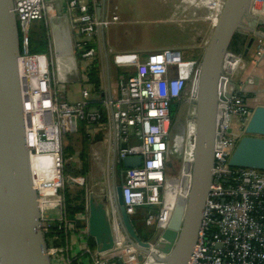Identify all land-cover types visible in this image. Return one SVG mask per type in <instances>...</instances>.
<instances>
[{
	"label": "built area",
	"instance_id": "2783aa9c",
	"mask_svg": "<svg viewBox=\"0 0 264 264\" xmlns=\"http://www.w3.org/2000/svg\"><path fill=\"white\" fill-rule=\"evenodd\" d=\"M64 13L68 22L71 54L76 61L94 59L102 48L103 31L118 22L116 7L111 14L96 13L97 5L114 0H63ZM12 10L20 34V54L17 58V73L21 95V109L25 126V142L29 155H51L56 165V177L42 178L47 188L82 186L78 153L63 152L62 135L76 134L81 122L103 125L108 143L112 146V172L127 156H140L141 165L127 168L121 182V195L126 213L130 216L136 208L161 205L158 215L149 214L162 230L171 218L163 208V187H166L168 155L173 151L174 136L171 131L173 117L170 107L174 102L182 104L186 91L189 102L198 82L200 60H183L179 50L161 49L141 56L137 52L113 54V63L130 70L126 77L118 80L112 94L105 95L101 105L105 107V122L99 123L102 113L98 108L87 109L90 87L80 88L76 101H59L51 54L29 51V33L32 21L46 22L51 5L46 0H12ZM224 1H221L218 14ZM254 15H264V0H252ZM110 12V9H109ZM53 49L51 48L50 51ZM264 52V32L258 38L254 54ZM77 54V58H76ZM54 55L60 56L55 53ZM53 55V56H54ZM78 59V60H77ZM238 60L232 73L223 70V87H218L219 106L216 116L218 140L213 151L212 178L205 198L197 237L186 264H264V170L249 167H232L229 158L239 134L230 129L232 118L237 124L247 123L250 110L242 103L239 95L226 96L228 77L240 67ZM77 79L81 72L78 70ZM186 114V130L195 128L194 105ZM222 107V108H221ZM221 108V109H220ZM184 127V128H185ZM125 144V147H122ZM188 155H185L186 163ZM31 166V164H30ZM32 183L34 174L31 168ZM164 187V188H165ZM59 190V189H58ZM37 194H41L37 190ZM41 198H38L39 207ZM61 207L58 214L59 226L67 232L73 229L72 221ZM113 238V248L100 252L87 242L83 253L90 264H133L139 262V251L128 241L118 218L114 193L109 194L105 205ZM41 212V211H40ZM155 215V216H154ZM88 206L80 216L82 230L87 233ZM148 242V241H147ZM149 243L151 252L161 253L159 244ZM53 253L55 248L50 249ZM51 253V252H49ZM147 262L149 254H143Z\"/></svg>",
	"mask_w": 264,
	"mask_h": 264
},
{
	"label": "water",
	"instance_id": "95a60500",
	"mask_svg": "<svg viewBox=\"0 0 264 264\" xmlns=\"http://www.w3.org/2000/svg\"><path fill=\"white\" fill-rule=\"evenodd\" d=\"M251 3L252 0H224L200 58L196 96L191 101L194 105L195 138L190 184L186 197L182 199L183 208L178 221L173 213L161 234L164 246L160 252L163 256L151 252L149 243L139 238L125 211L121 182L115 186L120 225L128 241L139 251V262L146 264L143 254H149L150 261L157 264H186L189 258L212 178L213 151L218 140L219 80L223 70L233 72L238 60L247 55L255 38L264 32V15L252 14ZM12 5V0H0V264H51L25 142L17 73L20 44ZM257 25L260 28L255 32ZM238 33L250 37L243 52L236 54L230 50V44ZM263 56L264 52L255 57L260 59ZM226 61L230 62L229 66ZM227 79L226 96L239 95L250 110L243 135L239 137L228 164L264 170V88L253 87L257 85V79L252 74L243 81L233 82L232 77ZM140 165V156L124 157L114 174L119 176L121 168ZM87 206L88 235L94 239L98 251L111 250L113 238L104 204L90 197Z\"/></svg>",
	"mask_w": 264,
	"mask_h": 264
},
{
	"label": "rangeland",
	"instance_id": "374dc122",
	"mask_svg": "<svg viewBox=\"0 0 264 264\" xmlns=\"http://www.w3.org/2000/svg\"><path fill=\"white\" fill-rule=\"evenodd\" d=\"M111 4V7L113 8V2ZM220 4L221 0H114V5L117 6L116 13L119 20L103 31L104 44L107 50L110 67H112L113 70L117 68L112 65V58L113 54L118 53L121 50H125L123 52H137L141 56H144L146 53L156 50L174 49L180 51V55L183 60H200L204 48L206 47V44L213 32ZM110 14L111 9L108 15ZM39 24L44 23L43 21H32L31 23V25L36 28L33 30L30 29L28 38L30 46L36 45L35 36L40 32V30L38 31L37 29ZM47 32L49 37L50 31L47 30ZM53 38L55 37L50 35V42L48 40V46L44 52L51 54L54 58L57 94L60 102L76 101L80 97V88L82 86L88 88L90 87L86 80V70L88 65L91 64L92 61H95L94 59H96L98 63L97 67L99 71L98 74L100 77V84L103 81L105 82L104 66L102 67V62L104 63L102 55L103 49L99 57L95 56V58L90 61L81 60L76 63L71 54L65 56H53L54 51H50L53 47ZM245 47H242V52ZM29 51L33 52V49L31 48ZM240 66H242V61L240 62ZM244 67L245 65L239 70L241 71ZM78 70L82 75H84L81 76L80 79H77L76 77L78 75ZM117 70L119 71V77L121 76V78L125 77L130 72V70L126 68H119ZM124 70L127 71L123 72ZM115 78H117V76ZM190 95H192V93ZM188 98L189 93L186 91L182 104L178 105L177 102H174L170 107L171 116L176 114L173 117L171 131L176 132L177 136H174V140H176V142L173 143V151H171L168 155L169 166L166 168V187H163L162 195L163 208L167 207L169 210H172V214H176V220L181 214V206L179 205V199H177V197H179L180 194L184 196L183 187L179 190V186L181 184V177L184 169L183 164H186L184 162V158L187 147L189 157L191 155V151L189 150L191 147L190 143L189 146H187L189 141L188 137L190 138L191 143L192 140L191 137L188 136V130H186V127L184 126L186 114L193 108V103H190ZM101 111L104 114L106 112L103 105L101 106ZM234 125H236L237 128L234 127ZM230 126L232 132L235 134L238 133L239 136L243 135L245 127L244 122H241V124L238 123L237 126L236 119L232 118ZM190 128L192 135V126H190ZM91 137L92 132H89L87 148L91 144ZM97 137L98 136H96V138ZM82 138L83 135L80 132H77L76 134L68 133L62 135V148L64 145H70L76 149L74 153H79L82 148ZM97 139H99V137ZM97 145L99 151V159L97 160L98 164L94 166V163L90 162L88 151V167L85 175L81 173L82 163H80V174L84 177V184L82 186L73 185L68 189L71 192H74L83 188L85 202L92 197L96 202H101L105 206L108 202L109 194L112 195L114 193L115 186L122 182L123 174L126 169L121 168V174L116 176L112 172V146L108 143V140H102ZM38 162L39 160L36 163ZM90 163L91 166H89ZM46 166L49 170H51V179L56 177L55 163L49 161ZM33 168L34 175L40 176L41 179L40 169H42L43 166H34ZM58 189L62 190V187L54 190H41V194H38V198H41L40 211L42 228L46 225V221L52 220L54 217L58 216L60 212V200L62 196ZM161 208L162 204L149 207L152 211H154V209H158L155 215L159 214ZM79 222L81 225L80 228H83L82 221L79 220ZM145 225L149 229L154 230L153 237H151L148 242L155 245L160 239L163 230L158 227L156 219H153L150 224L145 223ZM144 231H147V229ZM81 233L85 234L86 232L82 231ZM163 246L164 240L161 244H159V250H161ZM50 249L52 248H47L46 244V252L49 256L50 263L63 264L59 262L62 257L59 256L57 250L53 253ZM158 254L163 256V253ZM111 263L118 264L116 263V259H112ZM133 264L144 263L136 262ZM150 264L156 263L152 262Z\"/></svg>",
	"mask_w": 264,
	"mask_h": 264
},
{
	"label": "crops",
	"instance_id": "0c3cea01",
	"mask_svg": "<svg viewBox=\"0 0 264 264\" xmlns=\"http://www.w3.org/2000/svg\"><path fill=\"white\" fill-rule=\"evenodd\" d=\"M46 1L49 5H51V9L49 10V13L47 15L46 22L44 23H45L46 29L50 31V35L52 37H55L53 38L54 42H53L52 49L53 51L55 49V53H57L60 56L68 55L67 53L69 52V48H70V38H69V33H68L69 32L68 22H67L65 13H64V1L63 0H46ZM221 1H224V0H221ZM111 5H112L111 3L106 4V6L104 7L102 4L97 5L96 13L100 16L104 15L105 13L106 15H108L109 9H112ZM113 7H116V10H117V6L114 5V1H113ZM259 28L260 26L257 25L255 27V32ZM50 35L48 37V34H47L49 42H50ZM241 35L245 36V34H241ZM245 37H246V40L248 41L250 36L247 35ZM257 42H258V38L256 37L251 49H249L250 51H248L246 56L242 57V66L245 65V67L240 71L239 69H241L242 67L240 66L238 70L234 72L233 77H232L233 82H237L238 80L243 81L245 80V78H247V76L252 74V75H255L257 79V85L254 84L253 87L255 88L257 86L258 88H264V56L263 58L258 59L254 55ZM102 45L103 46L101 50L97 53L96 57H99V55H101V51L103 49L102 55L104 58L103 60L104 63L102 62V67L104 66L105 82L103 81L100 84V86H101L103 95L105 96L110 93L112 94V91L115 90L116 84L118 80L121 79V76L119 77V71L117 70L120 67L118 68V66H116L113 63V61H112V65L115 66V68L116 67L117 68L113 70V68L110 67L107 50L104 44V37H103ZM245 46L246 45H244L243 47ZM123 51L125 50H121L119 52H123ZM53 55H54V52H53ZM126 71L127 70H124L123 72H126ZM100 76H101V73H100ZM116 76L117 78H115ZM92 99H96V97L91 93L90 100ZM90 108H96V107H90ZM234 127H236V125H234ZM89 132H92V137H91L92 141H91V144L88 146L89 160L90 162H93L95 166L98 164L97 160L99 159V151H98L97 144L101 142L102 140L107 141L108 139L106 135V129L104 128L103 125H99L91 129ZM96 136H98L99 139H97L98 137L96 138ZM89 166H91V163L89 164ZM81 215L82 213L79 215H76V218L78 219V222H77L78 224H80L79 220H80ZM57 217L58 216L54 218H57ZM82 231H83L82 228H79L77 230L72 229L71 231H69V237H68V242L66 246L65 256H60L62 257V259L59 260L60 263L70 264L72 259H76V264H90L91 263L88 255L83 253L84 247L87 242V235L82 234L81 233Z\"/></svg>",
	"mask_w": 264,
	"mask_h": 264
},
{
	"label": "trees",
	"instance_id": "16d2710c",
	"mask_svg": "<svg viewBox=\"0 0 264 264\" xmlns=\"http://www.w3.org/2000/svg\"><path fill=\"white\" fill-rule=\"evenodd\" d=\"M44 23V22H43ZM36 28L35 26L31 25V29L33 30ZM38 31L40 30L39 34L35 36L36 45H29V49H33V53H41L44 52L48 46V37H47V29L44 24H39L37 27ZM31 30V33H32ZM19 34V31H18ZM246 37L241 34H236L233 37V40L230 44V50L234 53H239L242 50V47L247 44ZM19 44H20V34H19ZM77 58V54H76ZM78 60V59H77ZM95 61H92L91 64L88 65V68L86 70V80L87 83L90 85V91L91 93L96 97V99H92L87 104V109H90V107H96L99 109V111L102 113V118L99 123L104 124L105 122V114L101 111V100L104 97L101 86H100V77L98 74V63L96 59ZM79 61V60H78ZM84 76V75H83ZM93 124H89L86 122H81L79 124V128L77 132H80L83 135L82 138V148L80 149V152L78 153L81 159V167L82 171L81 173L85 175V172L88 167L87 163V144H88V137H89V131L93 129ZM75 148L71 147L70 145H64L63 146V152H69L74 153ZM61 193L62 196V208L63 212H65L66 216L72 221L73 223V229L77 230L81 227L80 224H78V219L76 218V215L81 214L85 210V199H84V191L83 188L78 189L74 192H71L67 187L62 188V190H58ZM151 206H143L138 207L135 210V213L133 215H130V220L135 228V231L139 238L143 241H149L151 237H153L154 230L149 229L145 225V219L149 214H156L158 209H154L152 211L149 209ZM147 229V231H144ZM45 236V241L47 244V248H55L57 250V253L59 256H65L66 246L68 242L69 237V231L65 232L62 227L59 226V220L58 217L54 218L52 220L46 221V225L42 228ZM144 231V232H143ZM87 244L91 248H96V243L94 239L87 235ZM70 264H76V259H72Z\"/></svg>",
	"mask_w": 264,
	"mask_h": 264
},
{
	"label": "bare ground",
	"instance_id": "6f19581e",
	"mask_svg": "<svg viewBox=\"0 0 264 264\" xmlns=\"http://www.w3.org/2000/svg\"><path fill=\"white\" fill-rule=\"evenodd\" d=\"M226 64L227 66H229L230 62L226 61ZM198 83V82H197ZM223 84H224V77H221L220 80H219V88L221 89L223 87ZM196 88H197V84H195L194 88H193V91H192V95L191 97H195L196 96ZM188 136H189V133H187ZM194 138H195V128L192 126V137H191V140H192V143H191V155L189 157V153H188V147L186 148V156L188 155V159L186 161V164H183L184 165V169H183V174H182V177H181V184L179 186V190L182 189L183 187V192H184V196H182L180 194L179 197H177V199H179V205L181 206V210L180 212L182 211V208H183V200L186 195H187V191H188V182L191 178V172H190V166H191V170H192V161H193V153H194ZM188 145L189 146V143H190V138L188 137ZM189 158H190V162H189ZM39 160L38 163H36L37 161ZM49 161H52L53 162V158L51 155H31L30 156V164H31V168L33 170V174H34V166H43L42 169H40V172H41V179L42 178H48L51 180V177H52V174L50 173L51 170H49V168L45 165L47 164ZM34 182H33V187L37 190H39V192H42V191H46V190H54L53 188H46L43 187V185L41 184L40 182V176H36L34 175ZM39 183H38V182ZM37 184V185H36ZM190 184V182H189ZM42 190V191H41ZM178 190V192H179ZM53 192V191H52ZM178 202V201H177ZM164 210L165 212H167V215L172 216V210H169L167 207H164ZM179 215V214H178ZM177 217V216H176ZM180 215L178 216L177 218V221L179 219ZM151 259H149L146 264H150V261ZM152 263V262H151ZM153 263H156V262H153ZM157 264V263H156Z\"/></svg>",
	"mask_w": 264,
	"mask_h": 264
},
{
	"label": "flooded vegetation",
	"instance_id": "af4514ba",
	"mask_svg": "<svg viewBox=\"0 0 264 264\" xmlns=\"http://www.w3.org/2000/svg\"><path fill=\"white\" fill-rule=\"evenodd\" d=\"M188 133H189V136L190 137H192V135H191V128H190V126H189V129H188ZM190 146H191V141H190ZM190 151H191V147H190V149H189Z\"/></svg>",
	"mask_w": 264,
	"mask_h": 264
}]
</instances>
